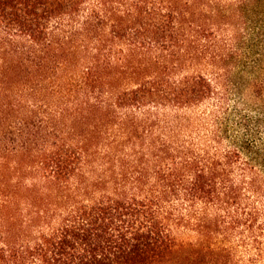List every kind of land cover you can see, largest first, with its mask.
<instances>
[{"label":"trees","instance_id":"1","mask_svg":"<svg viewBox=\"0 0 264 264\" xmlns=\"http://www.w3.org/2000/svg\"><path fill=\"white\" fill-rule=\"evenodd\" d=\"M227 1L0 0V172L38 188L0 264H264V63L192 11Z\"/></svg>","mask_w":264,"mask_h":264},{"label":"rangeland","instance_id":"2","mask_svg":"<svg viewBox=\"0 0 264 264\" xmlns=\"http://www.w3.org/2000/svg\"><path fill=\"white\" fill-rule=\"evenodd\" d=\"M195 8L192 11L198 22H217L223 25L226 35L234 33L232 43L237 46L235 51L244 54L242 62L248 65L247 68L255 61L264 63V0L206 3ZM226 43L229 48L232 47L230 41ZM232 61L229 59L228 63ZM32 175V172H18V159L0 172V239L2 235L13 233L18 240V197L28 198V189L37 187L24 181L27 176L32 180ZM5 199L8 201L2 205Z\"/></svg>","mask_w":264,"mask_h":264}]
</instances>
